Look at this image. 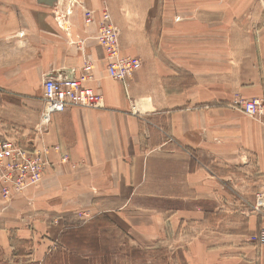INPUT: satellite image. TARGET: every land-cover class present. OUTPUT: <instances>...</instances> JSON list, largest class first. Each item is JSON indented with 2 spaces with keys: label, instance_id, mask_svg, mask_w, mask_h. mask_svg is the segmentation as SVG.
I'll list each match as a JSON object with an SVG mask.
<instances>
[{
  "label": "crops",
  "instance_id": "0c3cea01",
  "mask_svg": "<svg viewBox=\"0 0 264 264\" xmlns=\"http://www.w3.org/2000/svg\"><path fill=\"white\" fill-rule=\"evenodd\" d=\"M153 1L0 0V138L47 149L50 162L6 215L34 216L36 228L57 235L52 217L103 213L142 245L170 242V264H264V244L251 240L264 227L255 204L264 191L263 126L234 109L199 104L209 93L193 86L205 84L207 55L197 62L183 53L184 69L170 66V40L164 55L153 33ZM103 9L122 54L141 58L126 83L109 76L95 38ZM84 60L93 63L85 84L105 107L70 106L42 131L45 76L79 74ZM190 72L195 82L187 86ZM240 145L256 165H240Z\"/></svg>",
  "mask_w": 264,
  "mask_h": 264
},
{
  "label": "rangeland",
  "instance_id": "374dc122",
  "mask_svg": "<svg viewBox=\"0 0 264 264\" xmlns=\"http://www.w3.org/2000/svg\"><path fill=\"white\" fill-rule=\"evenodd\" d=\"M151 2L142 0L143 5ZM152 10L153 33L158 37L156 42L164 55L169 53L166 43L170 40V66L183 70V53L195 57L197 62L204 59L196 57L207 55V70L199 80L204 81L202 79L205 78V84L193 86L209 93L199 104L234 109L247 116L243 104L257 97L264 99V0H154ZM164 13L167 15L163 16ZM62 14L65 20V13ZM166 17L170 18V32L165 29L162 33ZM185 41L191 42L190 53L184 49L187 47ZM190 75L185 79L187 86L195 82L194 75ZM176 78L175 86L179 87L182 75ZM222 92L221 99L217 94ZM210 94L215 95L210 97ZM260 132L264 142V129L260 128ZM239 148L240 165L252 159L256 165V157L246 152L242 145ZM12 200L0 203V264H42L51 250L60 247L59 239L66 228V219L73 225L82 220L92 224L97 215L78 211L52 217L49 222L61 227V231L51 235V230L44 232L36 228L34 216L27 219L23 212L16 217L7 216ZM263 200L262 190L255 195V204L261 210H264ZM8 220L14 223H7ZM107 230L106 236L112 248L110 264H170V242L151 247L138 243L134 235L115 225ZM135 248L147 252L145 262L132 256L131 251ZM152 248L155 249L150 250Z\"/></svg>",
  "mask_w": 264,
  "mask_h": 264
},
{
  "label": "built area",
  "instance_id": "2783aa9c",
  "mask_svg": "<svg viewBox=\"0 0 264 264\" xmlns=\"http://www.w3.org/2000/svg\"><path fill=\"white\" fill-rule=\"evenodd\" d=\"M86 15L90 21L92 12L88 11ZM101 15L102 20L95 38L109 58V76L125 82L129 74L141 67V60L122 54L119 31L113 23L110 11L103 9ZM92 71V61L84 60L79 74H76L75 69H71L70 73L45 76L42 131L50 123L54 113L64 111L70 106L105 107L103 95L85 84L93 79ZM243 111L264 129V99L257 97L247 100L243 104ZM66 160L67 157L64 158V161ZM49 164L47 149L36 145L33 148L24 147L17 139L11 137L0 138V203L10 201L28 187L40 184ZM251 240L264 244V227L251 236Z\"/></svg>",
  "mask_w": 264,
  "mask_h": 264
},
{
  "label": "trees",
  "instance_id": "16d2710c",
  "mask_svg": "<svg viewBox=\"0 0 264 264\" xmlns=\"http://www.w3.org/2000/svg\"><path fill=\"white\" fill-rule=\"evenodd\" d=\"M68 220L66 219V228L60 235V247L51 250L44 257L42 264H110L112 248L106 236L107 228L114 226L110 217L103 213L98 214L92 224L82 220L73 225ZM146 253L139 248L131 251L134 258L143 262Z\"/></svg>",
  "mask_w": 264,
  "mask_h": 264
},
{
  "label": "bare ground",
  "instance_id": "6f19581e",
  "mask_svg": "<svg viewBox=\"0 0 264 264\" xmlns=\"http://www.w3.org/2000/svg\"><path fill=\"white\" fill-rule=\"evenodd\" d=\"M264 201V200H263Z\"/></svg>",
  "mask_w": 264,
  "mask_h": 264
}]
</instances>
